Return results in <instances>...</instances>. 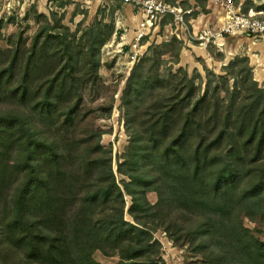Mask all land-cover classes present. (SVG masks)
Returning <instances> with one entry per match:
<instances>
[{
	"label": "trees",
	"instance_id": "16d2710c",
	"mask_svg": "<svg viewBox=\"0 0 264 264\" xmlns=\"http://www.w3.org/2000/svg\"><path fill=\"white\" fill-rule=\"evenodd\" d=\"M89 33L83 50L71 34L0 49V264H101L97 251L118 264H164L160 229L198 264H264V243L243 224L264 222V88L249 60L225 75L206 69L204 81L160 72L169 45L152 46L123 97L133 113L119 182L105 132L81 107L107 41ZM172 43L178 55L182 42Z\"/></svg>",
	"mask_w": 264,
	"mask_h": 264
},
{
	"label": "rangeland",
	"instance_id": "374dc122",
	"mask_svg": "<svg viewBox=\"0 0 264 264\" xmlns=\"http://www.w3.org/2000/svg\"><path fill=\"white\" fill-rule=\"evenodd\" d=\"M166 1L171 5H177L175 0ZM125 5L119 0H25L9 15L2 13L0 0L2 51L27 52L38 35L45 40L50 35H60L63 38L70 34L75 35V38H70L73 45L78 50H83L90 45V31H94L93 35L97 32L103 33L102 39L106 38L107 41L98 55L100 62L98 76H92V79L83 85L81 107L87 108L88 122L105 132L102 144L113 151V168L119 182L128 180L126 174L118 170V164L130 143L125 126L129 111L133 113L131 108L125 105L123 97L132 70L141 58L152 57L153 53L150 51L152 46L169 45L164 48L168 54L163 56L164 62L160 72H166L168 69L176 72L182 69L190 77L199 75L204 81L207 77L206 69L217 75H225L224 66L237 58H247L254 78L259 86L264 88V65L259 66L256 63V59L264 61V40L255 49L246 38L228 35H224L225 47L218 46L216 39L211 37L208 38V43L204 44L205 40L200 39L201 31L194 35L191 23H188L187 38L179 39L172 18L167 17L161 21L158 29L155 25L151 33L138 41V35L134 34L132 27L126 22ZM180 5L188 8L187 5ZM201 7V13L205 15L212 13L215 16L207 19V27L219 31L218 11L208 10L207 4L204 3H201ZM134 12L136 14V10ZM197 14L194 11L192 18H196ZM205 25L200 30L207 28ZM65 28L69 31L67 32ZM174 39L182 42L178 55L176 51L179 45L172 43ZM201 48L203 50H200ZM146 67L149 69L151 63L147 62ZM202 90H205L204 85ZM110 107L112 112L107 118ZM135 122L136 118L132 120V124ZM147 196L151 204L158 203L157 193L149 192ZM126 200L128 211L126 208L125 217L134 223L129 215L131 198L127 196ZM243 224L264 243L263 221L260 219L252 221L243 217ZM155 238L163 246L164 264H198L203 260L202 256L195 254L189 245L175 244L162 229L155 233ZM94 258L101 264H118L120 261L119 257H108L100 251L94 253Z\"/></svg>",
	"mask_w": 264,
	"mask_h": 264
},
{
	"label": "built area",
	"instance_id": "2783aa9c",
	"mask_svg": "<svg viewBox=\"0 0 264 264\" xmlns=\"http://www.w3.org/2000/svg\"><path fill=\"white\" fill-rule=\"evenodd\" d=\"M22 1L25 2V0H1L2 13L11 15L21 5ZM121 1L135 5L142 16L138 26V41L151 33L155 25L158 29L161 21L167 17L172 18L173 24L177 28V37L179 39L187 38L188 23H191L189 19L193 17L194 9L185 8L180 4L171 5L165 0ZM208 8L218 11L219 31H213L209 27L201 30L200 39L205 40L204 44L208 43V38L211 37L216 39L218 46L225 47L224 35H228L235 38H246L251 47L255 49L264 40V13L262 11L255 8L244 10L243 6L237 4L236 0H208ZM219 40L222 41L221 45Z\"/></svg>",
	"mask_w": 264,
	"mask_h": 264
},
{
	"label": "crops",
	"instance_id": "0c3cea01",
	"mask_svg": "<svg viewBox=\"0 0 264 264\" xmlns=\"http://www.w3.org/2000/svg\"><path fill=\"white\" fill-rule=\"evenodd\" d=\"M175 1L177 4L180 3L183 5H187L188 8H192L198 13L197 17L192 18L191 20V27L193 29L194 35H196L197 33L201 31L200 29L202 28L203 25L206 24L205 26L207 27L208 25L207 19H211L212 17H215L214 14L212 13L205 15L200 12L202 10L201 3L207 4V8H208V0H175ZM236 2L237 4H241L244 10H247L249 8H255L256 10L262 11L264 13V0H236ZM124 4H126L124 7V14L126 16V22L129 23L128 26L132 27L134 34L137 35L138 26H139L140 21L142 20V16L138 8L135 5L129 4V3H124ZM135 10H136V14L134 12ZM208 10L210 9L208 8ZM205 20L206 22H204ZM200 50H203V48H201ZM256 63L259 64V66L264 65V61L262 59L261 60L258 59Z\"/></svg>",
	"mask_w": 264,
	"mask_h": 264
},
{
	"label": "bare ground",
	"instance_id": "6f19581e",
	"mask_svg": "<svg viewBox=\"0 0 264 264\" xmlns=\"http://www.w3.org/2000/svg\"><path fill=\"white\" fill-rule=\"evenodd\" d=\"M219 39H220V38H219ZM218 42H219V44L221 45V42H222V41H221V40H219ZM256 61H258V59H256Z\"/></svg>",
	"mask_w": 264,
	"mask_h": 264
},
{
	"label": "water",
	"instance_id": "95a60500",
	"mask_svg": "<svg viewBox=\"0 0 264 264\" xmlns=\"http://www.w3.org/2000/svg\"><path fill=\"white\" fill-rule=\"evenodd\" d=\"M127 211H128V208H127ZM128 214V213H127ZM126 221H128L127 219H126Z\"/></svg>",
	"mask_w": 264,
	"mask_h": 264
}]
</instances>
